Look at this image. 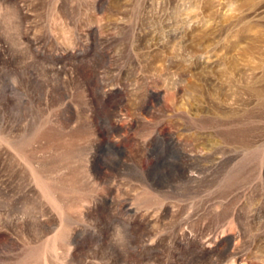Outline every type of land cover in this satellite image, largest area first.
Returning <instances> with one entry per match:
<instances>
[{
    "label": "rangeland",
    "instance_id": "374dc122",
    "mask_svg": "<svg viewBox=\"0 0 264 264\" xmlns=\"http://www.w3.org/2000/svg\"><path fill=\"white\" fill-rule=\"evenodd\" d=\"M0 264H264V0H0Z\"/></svg>",
    "mask_w": 264,
    "mask_h": 264
},
{
    "label": "bare ground",
    "instance_id": "6f19581e",
    "mask_svg": "<svg viewBox=\"0 0 264 264\" xmlns=\"http://www.w3.org/2000/svg\"><path fill=\"white\" fill-rule=\"evenodd\" d=\"M260 9H262V7L258 8V10H257V11H258L259 13H260ZM258 12H257V14H258Z\"/></svg>",
    "mask_w": 264,
    "mask_h": 264
}]
</instances>
